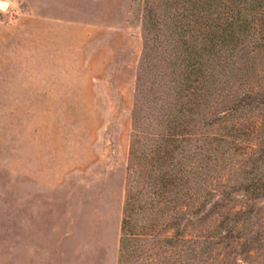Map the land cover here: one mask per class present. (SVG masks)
I'll return each mask as SVG.
<instances>
[{"label": "trees", "instance_id": "obj_1", "mask_svg": "<svg viewBox=\"0 0 264 264\" xmlns=\"http://www.w3.org/2000/svg\"><path fill=\"white\" fill-rule=\"evenodd\" d=\"M142 31L117 264H264V0H143Z\"/></svg>", "mask_w": 264, "mask_h": 264}, {"label": "rangeland", "instance_id": "obj_2", "mask_svg": "<svg viewBox=\"0 0 264 264\" xmlns=\"http://www.w3.org/2000/svg\"><path fill=\"white\" fill-rule=\"evenodd\" d=\"M6 1L0 264H117L143 0Z\"/></svg>", "mask_w": 264, "mask_h": 264}, {"label": "bare ground", "instance_id": "obj_3", "mask_svg": "<svg viewBox=\"0 0 264 264\" xmlns=\"http://www.w3.org/2000/svg\"><path fill=\"white\" fill-rule=\"evenodd\" d=\"M4 7H6V5L8 4L7 1L5 0L4 2H2ZM4 7H0V8H4Z\"/></svg>", "mask_w": 264, "mask_h": 264}, {"label": "snow or ice", "instance_id": "obj_4", "mask_svg": "<svg viewBox=\"0 0 264 264\" xmlns=\"http://www.w3.org/2000/svg\"><path fill=\"white\" fill-rule=\"evenodd\" d=\"M0 7H4L2 0H0Z\"/></svg>", "mask_w": 264, "mask_h": 264}, {"label": "water", "instance_id": "obj_5", "mask_svg": "<svg viewBox=\"0 0 264 264\" xmlns=\"http://www.w3.org/2000/svg\"><path fill=\"white\" fill-rule=\"evenodd\" d=\"M5 0H2V2H4Z\"/></svg>", "mask_w": 264, "mask_h": 264}]
</instances>
